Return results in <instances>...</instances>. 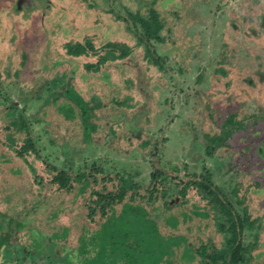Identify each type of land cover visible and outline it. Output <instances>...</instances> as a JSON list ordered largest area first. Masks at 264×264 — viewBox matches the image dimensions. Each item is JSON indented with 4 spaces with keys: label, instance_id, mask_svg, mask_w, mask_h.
<instances>
[{
    "label": "rangeland",
    "instance_id": "obj_1",
    "mask_svg": "<svg viewBox=\"0 0 264 264\" xmlns=\"http://www.w3.org/2000/svg\"><path fill=\"white\" fill-rule=\"evenodd\" d=\"M260 21L264 0H0V264H82L83 228L107 220L95 192L123 176L148 195L156 170V201L130 198L133 189L125 201L162 234L187 237L196 258H181L182 243L172 264H204L202 245L230 261L241 237L238 264H264ZM28 139L24 160L13 148ZM60 170L85 175L62 189ZM241 216L253 231L232 243L221 227Z\"/></svg>",
    "mask_w": 264,
    "mask_h": 264
},
{
    "label": "trees",
    "instance_id": "obj_2",
    "mask_svg": "<svg viewBox=\"0 0 264 264\" xmlns=\"http://www.w3.org/2000/svg\"><path fill=\"white\" fill-rule=\"evenodd\" d=\"M154 31H157V29ZM147 39L149 40V37H147ZM117 45L118 44H115L116 47ZM82 50L84 52L86 51L84 48H82ZM74 52L77 53V50H74ZM124 52L125 50L123 49L120 54L123 58L125 57ZM103 60L106 61L107 59L104 58ZM104 61H100L94 66L88 67H99ZM55 82L61 84L62 81L57 79ZM72 92V88L70 87L64 90L66 96H72ZM10 107H13V105ZM19 117L22 121V127L26 128L27 119H25L22 113H19ZM15 122L17 123V121ZM222 139L223 137L220 138V140ZM31 142L28 139L26 144L22 145L20 148H13L16 155L25 160L30 150H35ZM100 168L101 167L97 168L95 171L103 170V168ZM10 169L14 174L19 172V169L11 167ZM162 173L163 172L160 170H156L152 173V189L147 190L148 195L141 193L133 182L131 184L127 183V180L123 176H119L120 183L116 190L105 193L95 192L98 198L94 201L99 206L101 214L107 217V220L99 229L85 230V228H83V234L80 237L81 245L78 249V255L82 257L80 258L82 264H162L163 262L172 264L170 256L174 254V248L176 246L180 247L182 243L186 246L181 258L188 261H193L196 258V254L193 252L190 244H188L186 236H166L162 234L157 221L149 217V212L143 205H132L130 201H125L131 189L133 190L131 191L130 198L138 196L140 199H143L148 196L149 200L156 201V192L158 191L156 179L160 178ZM84 175V173H81L77 174L75 177H71L65 170H60L52 179V183L56 182L62 189L70 190L74 182L81 183ZM97 179L98 178H96L95 181H97ZM105 179L112 182L111 180L113 178L111 176H106ZM88 183L89 179L86 180V184L80 188V191H85V187ZM117 204H123L119 214L115 207ZM91 210L90 216L93 217L95 209L92 208ZM141 212H144L143 221L146 222L145 225L148 228L147 231L145 230V233L139 231V223L136 218ZM231 220L229 229H226L224 225L221 229L223 231H232L234 237L231 242L235 243L238 236L236 233L237 231H243L246 219L241 217L239 220ZM170 222L175 226L177 224L176 220L174 221L173 219L170 220ZM246 222H248V220ZM133 230L136 232L134 233ZM68 235L69 228H64L61 234L56 235L54 239L56 241H62V239H65ZM241 245L240 241L234 246L230 261H227L226 251L219 252L215 248L210 251L209 245H202L198 251H195L202 256L204 264H238L245 261V255L242 252Z\"/></svg>",
    "mask_w": 264,
    "mask_h": 264
},
{
    "label": "crops",
    "instance_id": "obj_3",
    "mask_svg": "<svg viewBox=\"0 0 264 264\" xmlns=\"http://www.w3.org/2000/svg\"><path fill=\"white\" fill-rule=\"evenodd\" d=\"M166 99H168V100H171V98L170 97H168V96H166ZM213 146V145H212ZM211 147H209V149H210ZM218 200H219V202H221V203H226V205L227 206H230V208L232 207L231 205H230V203L228 202V201H223V200H221V199H219V198H217ZM233 210V209H232ZM235 210V209H234ZM224 211L225 212H228L229 210H227V207H226V209H224ZM197 214H198V212H197ZM200 215H202V216H207L208 214L207 213H205V214H200ZM242 218H244V219H246V221L248 220V222H246L245 221V227H244V229L243 230H247L248 229V231L246 232V234H249V233H251V231H253V224L254 223H251V221H250V218L248 219V217L247 216H241ZM241 217H239V219H241ZM238 219V220H239ZM225 226V225H224ZM222 228V227H221ZM239 230H241V229H239ZM223 231V230H222ZM225 232V231H224ZM240 232V231H239ZM243 232V231H242ZM234 234V233H233ZM237 235H238V233H237ZM233 238V237H232ZM237 238H238V236H237ZM240 241H241V243H242V237L240 238ZM244 254V253H243ZM244 255H246V254H244ZM246 257V256H245Z\"/></svg>",
    "mask_w": 264,
    "mask_h": 264
},
{
    "label": "flooded vegetation",
    "instance_id": "obj_4",
    "mask_svg": "<svg viewBox=\"0 0 264 264\" xmlns=\"http://www.w3.org/2000/svg\"><path fill=\"white\" fill-rule=\"evenodd\" d=\"M257 26H258V29L257 30H253L252 31V34H254V35H257L258 34V31H259V28H262V31L264 30V21H260V22H258L257 24H256ZM261 26V27H260ZM260 36V35H259ZM262 48H264V45L262 44ZM135 121H131V128H133L134 127V125H135ZM132 131H133V129H131Z\"/></svg>",
    "mask_w": 264,
    "mask_h": 264
}]
</instances>
